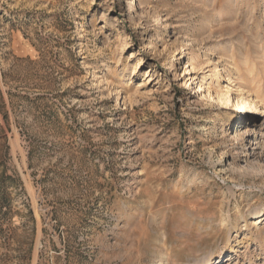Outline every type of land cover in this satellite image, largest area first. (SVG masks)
Listing matches in <instances>:
<instances>
[{
    "label": "rangeland",
    "instance_id": "1",
    "mask_svg": "<svg viewBox=\"0 0 264 264\" xmlns=\"http://www.w3.org/2000/svg\"><path fill=\"white\" fill-rule=\"evenodd\" d=\"M254 215L264 0H0V264H264Z\"/></svg>",
    "mask_w": 264,
    "mask_h": 264
},
{
    "label": "bare ground",
    "instance_id": "2",
    "mask_svg": "<svg viewBox=\"0 0 264 264\" xmlns=\"http://www.w3.org/2000/svg\"><path fill=\"white\" fill-rule=\"evenodd\" d=\"M185 46L186 47H191L192 45H191V43L189 41H187ZM209 66H214V70H217V67H215L216 65L213 64L212 62H209ZM95 78H99V77L97 76ZM226 82H227V90H226V92L224 93V92L220 91L219 93L222 95V98H223L224 102L225 103H229V93L231 92V86L233 84V81H232V79L230 77H227L226 78ZM242 91L243 90H241L240 87H239V89H238V93H239L238 94V98L240 100L237 102V106L236 107L240 111H244V110H247V109H252V110L256 111L257 110V105L255 104L254 100L248 98L247 96L245 97L243 95V92ZM252 220L254 222H256V223H259V222H263L264 221V217H263V215H254L252 217ZM235 232H236L235 236L236 237L239 236V233H238L239 232V229H236ZM159 243L160 242H157L156 244L157 245H160ZM236 251H237V249H235L234 246H231L229 248L228 253L229 254H232V253H234ZM159 256H160V259H162L164 257V254L162 253ZM212 263H214V264H225L224 258L222 259V257L217 258ZM202 264H208V263H202Z\"/></svg>",
    "mask_w": 264,
    "mask_h": 264
}]
</instances>
